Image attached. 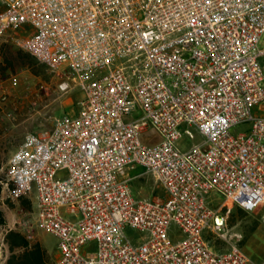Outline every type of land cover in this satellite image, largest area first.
<instances>
[{"label":"built area","instance_id":"obj_1","mask_svg":"<svg viewBox=\"0 0 264 264\" xmlns=\"http://www.w3.org/2000/svg\"><path fill=\"white\" fill-rule=\"evenodd\" d=\"M0 3V36L24 29L23 48L85 90L0 168L6 198L33 202L19 224L57 237L56 264H264L225 209L264 223V0ZM145 176L166 196L136 197Z\"/></svg>","mask_w":264,"mask_h":264},{"label":"rangeland","instance_id":"obj_2","mask_svg":"<svg viewBox=\"0 0 264 264\" xmlns=\"http://www.w3.org/2000/svg\"><path fill=\"white\" fill-rule=\"evenodd\" d=\"M2 5L0 3V9ZM27 35L24 29L15 30L10 36H0V163L6 166L13 151L23 141L24 137L42 128H50L57 116L64 113H75L80 107V101L85 96V90L79 78L73 80L75 74L63 68L59 72L50 68L46 63L33 57L22 46V39ZM264 46V37L262 41ZM68 80L70 87L62 90L60 84ZM6 104L12 107L5 109ZM3 107H5L3 109ZM249 130L247 124H240L233 128L238 134ZM196 138L185 137L184 148L193 142L202 140L201 134L195 131ZM0 167V168H1ZM134 195L166 196V192L151 176L136 179L133 182ZM7 193L0 196V207L4 211L7 222L12 227H23L19 224L31 215L32 200L25 194L16 195L13 199L6 198ZM229 212V227L233 233V240L242 246L254 262H264V223L261 221L258 209L244 212L235 203L226 204ZM0 228V264H3L5 247L3 236L5 229ZM38 230L29 232L38 235ZM45 243L50 249L56 248L57 237L51 232L41 230ZM127 232L137 236L138 231L128 228ZM218 247L225 244L218 242Z\"/></svg>","mask_w":264,"mask_h":264},{"label":"crops","instance_id":"obj_3","mask_svg":"<svg viewBox=\"0 0 264 264\" xmlns=\"http://www.w3.org/2000/svg\"><path fill=\"white\" fill-rule=\"evenodd\" d=\"M3 44L0 43V47ZM6 108L3 109L11 110V106L6 104ZM9 227L5 229L3 236V245L5 247V255L3 258V264H56V261L59 258V250L58 244L56 248L50 249L48 245L45 243V237L41 230L37 229L38 235H31L26 229L23 227H12L7 222L5 227ZM13 230L16 233H19L27 242L28 246L14 244L10 239L6 238L7 233ZM37 253L38 258L33 256V252Z\"/></svg>","mask_w":264,"mask_h":264},{"label":"trees","instance_id":"obj_4","mask_svg":"<svg viewBox=\"0 0 264 264\" xmlns=\"http://www.w3.org/2000/svg\"><path fill=\"white\" fill-rule=\"evenodd\" d=\"M29 53V52H28ZM30 54V53H29ZM33 56V55H32ZM34 57V56H33ZM0 167H1V163H0ZM1 193H2V187H1V184H0V196H1ZM241 208V207H240ZM242 211L246 212L245 210H243L241 208ZM7 223V218H6V215L4 213V211L2 210V208L0 207V228L4 227ZM6 238L12 240V242L14 244H18V245H24V246H28V242L19 234V233H16L14 232L13 230H10L7 235H6ZM33 256H35V258H38V255L35 252H33Z\"/></svg>","mask_w":264,"mask_h":264}]
</instances>
